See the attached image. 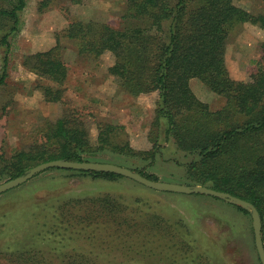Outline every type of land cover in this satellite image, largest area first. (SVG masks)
Returning a JSON list of instances; mask_svg holds the SVG:
<instances>
[{
	"label": "rangeland",
	"instance_id": "374dc122",
	"mask_svg": "<svg viewBox=\"0 0 264 264\" xmlns=\"http://www.w3.org/2000/svg\"><path fill=\"white\" fill-rule=\"evenodd\" d=\"M42 1H27L22 26L10 38L9 76L0 89V156L9 159L17 150L46 144L55 123L69 115L87 125L94 142L98 125L112 124L119 127L118 142L128 141L137 152L148 154L161 144L154 162L149 155L130 157L109 151L87 155L90 162L115 164L135 172L145 170L158 178L156 182L196 187L189 184L188 163L192 156L181 151L175 141H162L160 127L153 125L158 92L128 93L108 72L115 62L112 53L96 58L81 54L80 41L69 37L71 26L79 23L122 31L144 26L127 17L128 0H83L80 4L53 0L41 10ZM233 3L252 16L264 14L263 0ZM263 44L264 30L259 25L246 22L232 28L226 44V65L234 80L246 82L264 70ZM53 48L58 49L68 69L58 102L46 101L44 92L45 86H58L41 79L25 64L28 57ZM190 87L211 112L221 111L227 104L226 97L212 92L197 78L190 80ZM248 144L264 148V133L248 142L240 141L241 148ZM2 169L0 162V184L9 181ZM106 196L117 200L120 207L113 211L129 219L128 231L134 232L135 239L123 237V242L101 244L96 236L101 239L112 235L118 231L117 226L111 228L98 216L94 218L102 223L88 224L85 232L88 221L84 212L78 217L71 215V200ZM90 201L87 213L95 216L102 205ZM240 208L245 210L204 194L152 190L125 177L108 181L90 174L49 169L0 195V249L20 251L17 255L40 253L45 264H62V254L100 256L106 264H197V258L198 264H261L251 213ZM54 216L68 217L79 225L65 221L55 226L58 221ZM262 235L264 243V227ZM14 237H24L28 242L13 246L9 242ZM2 257L0 264H28L10 255Z\"/></svg>",
	"mask_w": 264,
	"mask_h": 264
},
{
	"label": "trees",
	"instance_id": "16d2710c",
	"mask_svg": "<svg viewBox=\"0 0 264 264\" xmlns=\"http://www.w3.org/2000/svg\"><path fill=\"white\" fill-rule=\"evenodd\" d=\"M27 1L0 0V89L9 76L10 38L22 26V12ZM52 1H42L40 9L47 8ZM128 8L127 17L142 22L144 26L122 31L106 25L79 23L71 26L69 37L80 41L81 54L96 58L112 53L115 62L108 72L128 93L158 92L153 125L160 127L162 141L173 140L181 151L192 156L188 163L190 185L206 186L249 202L257 208L263 223L264 148L249 144L241 148L240 141L248 142L264 133V70L246 82L234 80L226 65V44L236 25L251 22L264 30V14L252 16L233 0H128ZM57 51L53 48L37 53L25 62L28 69L41 79L58 86L44 87L45 99L49 102L61 100V87L68 75L67 66ZM194 78L201 80L212 92L227 98L221 111L211 112L196 97L190 87V80ZM118 129L112 124H99L94 142L84 122L65 115L47 135L46 144L17 150L9 159L0 156L2 170L12 180L42 163L54 160L90 162L87 155L96 156L105 151L130 157L149 155L152 162L155 161L161 144L156 145L153 152L142 154L128 141L118 142ZM65 171L90 174L95 179L108 181L124 178L111 172ZM136 172L158 181L155 175L145 170ZM88 201L102 205L95 210V216L87 213L90 210ZM116 202L106 196L96 200H71L68 205L73 216L78 217L84 212L85 222L88 221L83 228L85 232L90 227L88 224L102 223L94 218L98 216L111 228L118 227L111 237L106 235L100 239L96 236L99 243L123 242V237L135 239L134 232L128 231L129 219L124 213L113 211L120 207ZM75 211L78 215L74 214ZM54 217L58 221L55 226L65 221L71 226L79 225L77 221L71 223L68 217ZM14 239L9 242L14 243L13 246L28 242L24 237ZM16 253L21 252L0 249V258L10 255L24 259L28 264H45V258L38 255L40 253ZM61 257L62 264H106L100 256L62 254ZM195 261L198 264V258Z\"/></svg>",
	"mask_w": 264,
	"mask_h": 264
},
{
	"label": "water",
	"instance_id": "95a60500",
	"mask_svg": "<svg viewBox=\"0 0 264 264\" xmlns=\"http://www.w3.org/2000/svg\"><path fill=\"white\" fill-rule=\"evenodd\" d=\"M49 169L111 172L118 174L122 177L131 179L134 182H137L152 190H159L169 193L186 194V195L204 194L211 197L224 199L235 205L243 207L245 210L251 213L257 252L261 264H264V243H263V235H262L263 223L257 208L252 204H250L249 202L244 201L238 197L232 196L225 192H219L205 186L190 187L176 183L156 182L142 176L138 172H135L129 168L118 166L115 164L54 160L39 164L34 168L30 169L24 176H20L0 184V195L25 184L37 174Z\"/></svg>",
	"mask_w": 264,
	"mask_h": 264
}]
</instances>
